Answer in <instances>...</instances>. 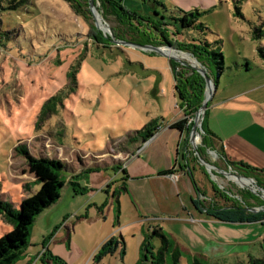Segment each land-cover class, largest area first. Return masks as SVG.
Returning a JSON list of instances; mask_svg holds the SVG:
<instances>
[{
    "label": "rangeland",
    "instance_id": "obj_1",
    "mask_svg": "<svg viewBox=\"0 0 264 264\" xmlns=\"http://www.w3.org/2000/svg\"><path fill=\"white\" fill-rule=\"evenodd\" d=\"M117 1L125 9L123 19L93 0L107 30L96 27L89 6L86 21L65 0H27L15 10L4 2L6 9L0 8V193L34 220L28 245L14 264H30L46 248L64 264H99L93 255L111 236L125 241V261L118 264H136L145 239L149 260L159 252L162 243L154 231L174 243L178 264L264 260V226L220 223L205 214L204 208L213 204L264 212V189L257 181L225 167L217 146L203 148L206 111L191 133L192 115L184 134L195 186L190 177L189 189L181 182L168 190L158 183L144 188L128 181L126 193L120 174L127 152L134 150H125L129 135L153 121L163 125L179 116L172 56L121 42L186 54L194 63L173 61L187 70L207 71L183 50L192 39L205 40L223 56L222 72L212 67L218 95L245 92L264 83V0H156L174 16L175 9L200 14L197 28L179 36L161 25L160 17L168 14L153 4ZM92 33L101 37V44ZM259 91H248L240 105L264 100ZM211 105L212 100L208 110ZM27 156L59 162L61 176L39 164L28 165ZM43 201L48 205L37 208ZM10 230L0 221V237ZM163 259L171 264L170 257ZM113 262L106 258L100 264Z\"/></svg>",
    "mask_w": 264,
    "mask_h": 264
},
{
    "label": "trees",
    "instance_id": "obj_2",
    "mask_svg": "<svg viewBox=\"0 0 264 264\" xmlns=\"http://www.w3.org/2000/svg\"><path fill=\"white\" fill-rule=\"evenodd\" d=\"M69 5L72 12L76 15L82 16L86 21L88 19L87 15H89L88 4L83 3L79 0H65ZM100 5L105 8V10H109L113 16L116 18H124L125 9L117 0H99ZM140 3L144 2L153 4L157 7L158 10H161L162 13H167L165 7L156 0H139ZM4 2L8 3V9L15 10L19 7H22L27 4V0H0V8L6 9ZM176 16L172 14H168V16L162 15L160 17L161 25L168 28H173V35L179 36L182 30H191L192 28H197V16L200 14L195 10L183 11L180 9H175ZM202 25L200 24L199 27ZM169 29V28H168ZM92 39H94L97 43L101 44V37H97V35L92 33ZM150 42H148L149 44ZM142 44V43H141ZM210 45L205 40H191V45L185 47L183 50L191 52L196 59L206 67V74L213 76L212 67L216 70L218 74L222 72L223 66V56L220 51L215 52V50H211ZM169 65L171 68V72L174 77V96L178 100V107L183 113V118L173 122L169 125V129L176 131L178 133L188 132L190 129V124L188 125V121L192 117V115L200 108L202 101L204 99L205 92V80L204 78L194 70H187V68L177 64L173 60H169ZM45 108L43 107L39 119L43 116L45 112ZM205 114V119L206 115ZM205 119L202 125V145L203 148H209L214 150L215 147H218L219 155L222 160L223 165L225 167H231L232 170L244 177L254 178L257 181V184L264 189V184L261 181V177L264 175V170H258L248 165L238 163H230L226 160H223L224 156L221 151L220 146L218 145V139L215 135H213L205 125ZM162 125L158 124L157 121H153L148 126L135 131L132 135H129L124 140L125 150L127 152L128 146L136 147L139 144H145L148 142L154 134L158 131V129ZM16 150L22 154L27 155L26 149L24 147H17ZM131 151L127 152L130 153ZM191 153L187 150L186 155L182 156V162L184 167L180 168V170L184 171V173L190 177L192 183L194 184L193 177L191 174V169L188 166L189 156ZM178 156V154L176 155ZM28 157V156H27ZM200 157V156H198ZM27 164H39L47 169L52 170L54 174L58 177L61 176L63 171V166L57 161H49L48 159H33L31 157L27 158ZM180 167V166H179ZM174 169H170L167 171H163L160 175H172ZM97 172V171H94ZM88 172L86 175L94 173ZM121 173V181L122 188L127 192L126 187V179L127 176L124 171H120ZM81 177V176H80ZM74 178V176H73ZM78 178V177H77ZM68 184L74 186L75 183L68 181ZM195 186V184H194ZM87 188V187H86ZM85 188V189H86ZM198 192V190H197ZM192 204L197 207V203L194 200H191ZM48 204L43 201L37 204V208H44ZM206 215L212 220L218 221L220 223H229V224H259L264 226V212L252 213L243 207H218L214 204L205 207ZM0 221L11 226V230L0 237V264H14L19 257L22 255L23 251L28 245V240L30 236L31 226L34 220L28 215L27 212H22L16 210L13 205L1 198L0 193ZM154 235L158 236L161 239V245L159 247V252L154 255L150 254V260L147 258L148 245L147 240L145 239L140 247H139V258L136 264H167V260H164L163 257H170L171 264H178L179 262V252L175 248L174 243L166 239L161 233L154 231ZM262 248H264V240L262 242ZM125 241L122 237L114 238L113 236L109 237L96 251L93 255V259L96 262H100L105 257H116L119 262H123L125 258ZM50 261L56 264H64L60 261V259L53 257L50 255ZM249 264H264L263 259H251Z\"/></svg>",
    "mask_w": 264,
    "mask_h": 264
},
{
    "label": "crops",
    "instance_id": "obj_3",
    "mask_svg": "<svg viewBox=\"0 0 264 264\" xmlns=\"http://www.w3.org/2000/svg\"><path fill=\"white\" fill-rule=\"evenodd\" d=\"M261 88L260 91H264V83L248 91L254 94ZM248 91L219 96L220 91L217 87L212 105L207 111L205 125L217 137L218 145L224 156L223 160L264 170V100H261L262 98H259V101L253 100L258 102L254 105L246 104L247 107L240 105L238 100L246 96ZM181 118H183V113L179 109L178 117L164 123L148 142L134 147V150L127 154L128 159L121 169L127 176L126 187H128V181H131L140 182L144 188L148 184L158 183L159 186H165L170 190L177 185V182H181L182 186L189 189L190 180L184 171L180 170L184 167L182 156L187 152L188 137L185 140V132L178 133L169 129L170 124ZM170 169H174L172 175H160L161 172ZM171 176H174L173 180ZM87 188L89 189L88 185ZM140 198L144 200V197ZM209 220L212 219L209 218ZM107 239H103L99 247ZM51 253L47 248L42 249L30 264H56L50 261ZM106 258L113 260V264L119 263L116 257H105L104 259Z\"/></svg>",
    "mask_w": 264,
    "mask_h": 264
},
{
    "label": "water",
    "instance_id": "obj_4",
    "mask_svg": "<svg viewBox=\"0 0 264 264\" xmlns=\"http://www.w3.org/2000/svg\"><path fill=\"white\" fill-rule=\"evenodd\" d=\"M88 6H89V9L91 11L92 17H93V19L95 21V25H96L97 28H99L98 22L96 20V13L94 11L93 0H89ZM121 44L125 45V46H130V47H136V48L138 47V48H140L142 50H150V51H153V52H155L157 54H160V55H163V56L167 57L166 55H164L162 53V51L159 50V48H156V47L139 46V45H135V44L127 43V42H121ZM168 59L175 60L173 57H168ZM195 71L198 72L204 78L206 91L204 93V100H203L200 108L195 112V118H193L194 119V124H193V127L191 129V133L195 130L196 126H200V124L197 125L198 118L201 116L200 115L201 112L204 113V111H206V109L208 108V103L212 100V98H213V96L215 94L216 88H217L213 76H210V75L206 74V71H204V70H202L200 68H197ZM200 161L203 162L201 159H200ZM204 165H206L207 167H212L209 164H204ZM251 212L252 213H257V211H254V210H251Z\"/></svg>",
    "mask_w": 264,
    "mask_h": 264
},
{
    "label": "bare ground",
    "instance_id": "obj_5",
    "mask_svg": "<svg viewBox=\"0 0 264 264\" xmlns=\"http://www.w3.org/2000/svg\"><path fill=\"white\" fill-rule=\"evenodd\" d=\"M96 20H97V22H98V26H99V28H101V29H104V30H107L106 29V27H105V25L102 23V21H101V19H100V17H99V15H97L96 14ZM162 52H165L167 55H169V56H172V57H175V58H177V59H182V60H187V61H190V62H192V63H194V60H192L191 58H190V56H188V55H186V54H177L176 52H174V51H168L167 49H162ZM209 92V91H208ZM201 114H203L202 112H201ZM200 114V115H201ZM202 120V116H200L199 118H198V121H197V125H199L200 124V121ZM208 168H211V167H208ZM228 178H230V179H232V180H234L235 178L233 177V176H229ZM235 180H237V182L239 183V184H241V185H244V186H250L251 185V181H249V180H246V179H241V178H236ZM251 189H253V188H251ZM254 190V189H253Z\"/></svg>",
    "mask_w": 264,
    "mask_h": 264
},
{
    "label": "built area",
    "instance_id": "obj_6",
    "mask_svg": "<svg viewBox=\"0 0 264 264\" xmlns=\"http://www.w3.org/2000/svg\"><path fill=\"white\" fill-rule=\"evenodd\" d=\"M190 120L188 121V125L190 124ZM198 138V137H197ZM199 139V138H198ZM174 176H171V179L173 180Z\"/></svg>",
    "mask_w": 264,
    "mask_h": 264
}]
</instances>
